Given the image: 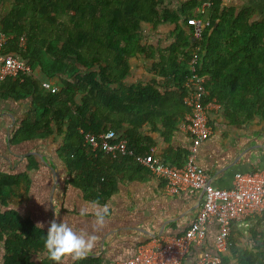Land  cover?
Listing matches in <instances>:
<instances>
[{
	"label": "trees",
	"instance_id": "1",
	"mask_svg": "<svg viewBox=\"0 0 264 264\" xmlns=\"http://www.w3.org/2000/svg\"><path fill=\"white\" fill-rule=\"evenodd\" d=\"M201 3L190 0L180 11H172L163 7V0H12L7 10L8 0H0V31L12 36L3 53L16 54L33 67L31 75L0 82V88L15 93L13 98H33L21 137H43L56 127L65 135L64 150L73 154L75 180L79 161L93 162L100 155L111 159L102 149L87 150L81 130L97 135L118 132L134 151V156L120 159L135 160L143 167L139 156L149 154L153 143L142 128L149 125L168 140L190 112L184 102L185 84L196 52L193 20ZM209 20L199 61V72L209 77L208 100L216 99L235 124L264 120V19L256 20L252 7L238 10L215 0ZM148 23L154 30L175 24V41L166 48L144 44ZM22 37L27 39L25 48ZM139 55L153 62L157 78L150 84L129 85L125 79L132 59ZM39 73L56 80V93L41 89ZM87 176V181L81 180L83 186L108 185L102 176L98 180ZM19 178L0 172L3 264H41L33 258L46 250L47 232L19 213L2 209L7 205L2 200L5 192L19 185ZM220 255L222 264H227L225 255ZM252 258L242 264H264V252L258 261Z\"/></svg>",
	"mask_w": 264,
	"mask_h": 264
},
{
	"label": "crops",
	"instance_id": "2",
	"mask_svg": "<svg viewBox=\"0 0 264 264\" xmlns=\"http://www.w3.org/2000/svg\"><path fill=\"white\" fill-rule=\"evenodd\" d=\"M163 1L164 8L180 11L190 0ZM224 5L238 10L252 7L255 19H264V0H224ZM144 26V44L166 48L175 41V24H161L155 30L149 23ZM131 65L125 79L129 85L150 84L157 78L151 70L153 62L145 55L133 58ZM45 80L57 86L55 79L39 73L40 85ZM9 92L13 91L0 88V172L20 177V180L19 185L5 192L2 200L7 205L2 209L19 213L35 226L42 223V230L46 232L52 220L60 223L66 217L75 231L97 236L95 247L86 258L73 261L67 257L63 264H118L134 257L144 245L188 230L204 202L202 191L184 190L170 195L165 190L164 180L154 177L135 160L114 161L105 155L93 162L79 161L75 180L71 169L73 154L64 150L65 135L54 127L53 133L43 137L23 139L19 131L29 116L33 98L16 99L13 98L15 93ZM209 116L213 133L198 148L197 163L211 174L213 184L228 189L233 187L238 173L264 174V120L257 117L235 124L226 117L218 101L217 104L212 102ZM180 125L168 140L149 125L142 128L144 137L153 143L151 149L166 162L178 166L185 163L192 147V137ZM159 128L162 129V125ZM87 175L92 180L102 176L108 185L97 183L93 189L83 186L81 180L87 181ZM105 206L108 209L106 223L103 228H94L95 212ZM82 207L88 210L84 216L80 215ZM219 230V222L214 219L208 226L206 240L202 245L193 246L185 264H200L205 252L217 254L215 243ZM263 244L264 213L233 226L230 245L223 252L226 263L242 264L252 257L251 261H258V254L264 252ZM4 256L1 245L0 264ZM33 260L54 264L46 250Z\"/></svg>",
	"mask_w": 264,
	"mask_h": 264
},
{
	"label": "built area",
	"instance_id": "3",
	"mask_svg": "<svg viewBox=\"0 0 264 264\" xmlns=\"http://www.w3.org/2000/svg\"><path fill=\"white\" fill-rule=\"evenodd\" d=\"M215 0H202L198 8L199 16L193 20V44L196 52L190 63V75L186 81L185 104L190 108L180 128L192 137V147L185 163L181 166L166 162L156 150L139 156V163L154 177L165 182V190L170 195H177L184 190L202 191L204 202L191 226L181 235L169 236L153 244L142 246L138 253L127 261L118 264H185L188 254L195 245H202L207 237L208 226L217 219L219 234L215 247L217 254L205 252L200 264H222L220 254L228 248L233 226L253 215L264 213V174L238 173L234 185L224 189L213 184L211 174L197 163L198 148L213 133L209 110L212 102L208 101L210 90L207 88L206 74L199 72L201 42L204 31L210 25L209 12ZM224 4V0H220ZM12 36L0 31V82L8 78L31 75L32 65L13 53H3L4 47ZM21 46L26 47V37L21 38ZM42 89L56 93L58 87L51 81L42 82ZM84 147L97 153L102 149L112 159L134 156L128 148V140L118 132L110 130L99 135L81 130Z\"/></svg>",
	"mask_w": 264,
	"mask_h": 264
},
{
	"label": "clouds",
	"instance_id": "4",
	"mask_svg": "<svg viewBox=\"0 0 264 264\" xmlns=\"http://www.w3.org/2000/svg\"><path fill=\"white\" fill-rule=\"evenodd\" d=\"M87 211V208L82 207L80 215H86ZM107 214L108 209L106 206L102 210L97 209L93 220L94 228L104 227ZM37 228L42 229L43 224H38ZM96 240L97 236L94 234L85 235L82 232L75 231L65 217L63 222L57 223L55 219L50 222V227L44 238V248L48 258L54 264H63L64 259L67 257H70L73 261L86 258L95 247Z\"/></svg>",
	"mask_w": 264,
	"mask_h": 264
},
{
	"label": "rangeland",
	"instance_id": "5",
	"mask_svg": "<svg viewBox=\"0 0 264 264\" xmlns=\"http://www.w3.org/2000/svg\"><path fill=\"white\" fill-rule=\"evenodd\" d=\"M11 2H12V0H8V4H7V7H6L7 10L10 8V3Z\"/></svg>",
	"mask_w": 264,
	"mask_h": 264
}]
</instances>
